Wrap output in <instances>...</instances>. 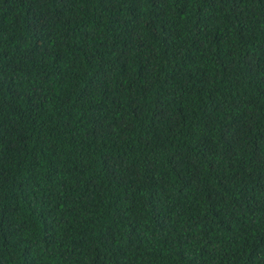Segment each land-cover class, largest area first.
I'll return each instance as SVG.
<instances>
[{"label":"trees","instance_id":"1","mask_svg":"<svg viewBox=\"0 0 264 264\" xmlns=\"http://www.w3.org/2000/svg\"><path fill=\"white\" fill-rule=\"evenodd\" d=\"M0 264H264V0H0Z\"/></svg>","mask_w":264,"mask_h":264}]
</instances>
